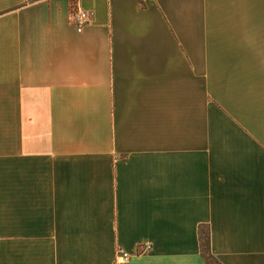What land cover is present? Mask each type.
Wrapping results in <instances>:
<instances>
[{"label":"crops","instance_id":"0c3cea01","mask_svg":"<svg viewBox=\"0 0 264 264\" xmlns=\"http://www.w3.org/2000/svg\"><path fill=\"white\" fill-rule=\"evenodd\" d=\"M200 228L264 264V0H0V264H206Z\"/></svg>","mask_w":264,"mask_h":264},{"label":"built area","instance_id":"2783aa9c","mask_svg":"<svg viewBox=\"0 0 264 264\" xmlns=\"http://www.w3.org/2000/svg\"><path fill=\"white\" fill-rule=\"evenodd\" d=\"M93 16L92 12L83 11L75 2H73L71 6V22L75 26L77 32H81L83 27L89 22L91 17ZM141 252L146 251L147 247L139 248ZM117 259L121 261H128L130 259V255L124 251H118Z\"/></svg>","mask_w":264,"mask_h":264},{"label":"trees","instance_id":"16d2710c","mask_svg":"<svg viewBox=\"0 0 264 264\" xmlns=\"http://www.w3.org/2000/svg\"><path fill=\"white\" fill-rule=\"evenodd\" d=\"M200 247L201 254L204 257L206 264H220L210 253V242H209V232L201 230L200 228Z\"/></svg>","mask_w":264,"mask_h":264}]
</instances>
